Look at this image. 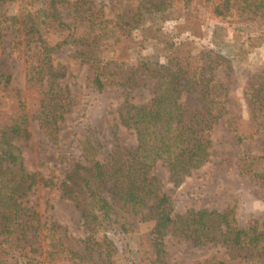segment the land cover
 I'll return each instance as SVG.
<instances>
[{"label": "trees", "instance_id": "trees-1", "mask_svg": "<svg viewBox=\"0 0 264 264\" xmlns=\"http://www.w3.org/2000/svg\"><path fill=\"white\" fill-rule=\"evenodd\" d=\"M110 2L118 7L114 18L101 0H0V31L12 28L24 33L23 40L13 41V48L26 49L31 63L28 76L44 83L45 97L35 118L49 141L59 140V122L73 102L69 92L60 88L68 67L53 61V53L68 45L76 47L70 58L88 66L96 91L124 89L118 126L136 138L132 146L115 144L105 160L97 157L99 142L87 138L80 143L85 162L73 164L61 187L81 214L84 237L73 238L55 223L43 227L27 197L38 185L54 189L57 183L25 168L16 142L32 137L27 104L12 75L0 69V264H119L111 236L127 242L135 255L133 264H170L167 237L190 241L195 247L218 243L226 251V257L212 255L195 264H264V229L257 220L240 226L233 208L177 213L161 178L152 174L160 161L169 181L178 187L209 162L212 130L229 112L228 80L239 62L234 54L237 47L226 57L198 48L189 38L168 40L154 52L162 62L145 59L135 66L126 58L101 55L106 43L127 44L136 31H147V38L158 43L157 26L173 19H183L186 30L198 36L200 20L188 12L193 2H202L213 18L230 25H264V0ZM61 6L72 15L73 25L62 19ZM218 31L215 27L213 38ZM1 39L0 35V44ZM218 72L226 75L227 82L218 79ZM144 79L154 82L153 95L148 102L135 104L128 90ZM192 94L202 105L189 110L181 100ZM244 96L251 117L229 123L239 143L253 140L264 127L259 119L264 116V65L245 83ZM240 169L264 182V155L247 156ZM146 223L152 226L142 232Z\"/></svg>", "mask_w": 264, "mask_h": 264}, {"label": "rangeland", "instance_id": "rangeland-1", "mask_svg": "<svg viewBox=\"0 0 264 264\" xmlns=\"http://www.w3.org/2000/svg\"><path fill=\"white\" fill-rule=\"evenodd\" d=\"M101 1L106 4L109 17L114 18L118 9L114 8L115 3L110 0ZM12 8L17 10L15 5ZM188 12L200 20V29H196L198 36H192L186 30L183 19H173L157 26L158 43L147 38V31H136L133 40L127 44L116 40L106 43L101 55L104 59L126 58L130 66H135L145 59L162 62L163 58H155L154 52L165 47L164 43L168 40L178 42L189 38L195 40L198 48L212 50L226 57L237 47L234 54L239 62L228 80L229 112L212 130L209 162L193 171L178 187L169 181L168 171L162 162H157L152 174L161 178L163 190L171 195L177 213L190 209L223 211L233 208L240 226H246L250 220H257L264 229V182L253 179L240 169L241 161L247 156L264 155V127L253 140L242 143L234 139L229 128V123L238 117L248 119L252 115L245 102L244 86L249 77L264 65V25L252 22L230 25L213 18L210 9L202 2H193ZM60 14L66 23L73 25L72 15L65 6L60 7ZM215 27L219 31L216 32V38H213ZM0 35V69L12 75L13 85L20 89L30 116L31 139L16 142L21 149L25 168L57 183L54 189L39 185L34 187L27 197L29 205L37 208L43 227L55 223L66 229L73 238L84 237L81 214L73 200L64 195L61 184L74 163L85 162L80 143L87 138L100 143L97 157L101 160L106 159L115 144L123 147L136 144L135 135L118 126L117 110L123 101L124 89L114 86L102 92L96 91L91 85L88 66L70 58L76 49L73 45L54 52V63L68 67L69 74L60 80V88L69 92L73 102L64 119L59 122V140L51 143L35 118L45 97L44 83L31 80L28 76L31 63L26 49L13 48V41L23 40L24 33L8 28L1 30ZM111 67L117 69L113 64ZM218 79L227 82L226 75L221 72H218ZM153 88L154 82L144 79L139 86L128 90L131 102H148L153 95ZM181 101L189 110L202 105L196 94L184 95ZM259 119L264 123V116ZM151 226V223L143 224L141 231L146 232ZM111 239L118 248L114 256L116 262L133 264L135 255L133 251L129 252L127 242L119 236H111ZM131 247L134 249L133 244ZM165 248L166 260L170 264H195L212 255L227 256L221 244L195 247L190 241L172 237L165 239Z\"/></svg>", "mask_w": 264, "mask_h": 264}]
</instances>
